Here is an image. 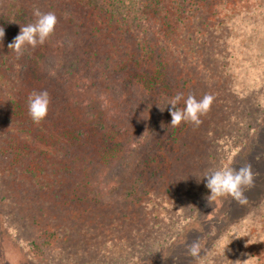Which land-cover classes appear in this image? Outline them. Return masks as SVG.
Listing matches in <instances>:
<instances>
[{
  "label": "trees",
  "instance_id": "trees-1",
  "mask_svg": "<svg viewBox=\"0 0 264 264\" xmlns=\"http://www.w3.org/2000/svg\"><path fill=\"white\" fill-rule=\"evenodd\" d=\"M36 9L55 31L17 58ZM0 27V219L36 264L157 252L264 115V51L233 44L254 28L264 45V0H0ZM44 90L36 124L27 100ZM177 93L214 97L198 127L170 126Z\"/></svg>",
  "mask_w": 264,
  "mask_h": 264
},
{
  "label": "rangeland",
  "instance_id": "rangeland-1",
  "mask_svg": "<svg viewBox=\"0 0 264 264\" xmlns=\"http://www.w3.org/2000/svg\"><path fill=\"white\" fill-rule=\"evenodd\" d=\"M237 31L238 27H235L234 33ZM255 31L254 28L245 30L242 35L246 51L242 43V48L233 43L236 56H247L255 47L264 51ZM260 120L225 167L251 165L254 180L252 186L244 190L247 203L240 204L228 197L209 204L205 197L210 192L205 189L200 203L189 212L175 238L157 252L132 264H235L237 260L264 264V256L257 259L243 248L249 242L264 241V115ZM9 231L0 219V264H36ZM193 241L199 244V258L188 254L187 245Z\"/></svg>",
  "mask_w": 264,
  "mask_h": 264
},
{
  "label": "clouds",
  "instance_id": "clouds-1",
  "mask_svg": "<svg viewBox=\"0 0 264 264\" xmlns=\"http://www.w3.org/2000/svg\"><path fill=\"white\" fill-rule=\"evenodd\" d=\"M36 20L27 25H20V32L14 40L8 44L9 50L15 53L17 58L24 54L26 47L35 49L38 45H43L46 40L54 33L57 24V17L53 12L41 13L39 9L34 11ZM5 31L0 27V41L3 40ZM183 100L184 107L177 105ZM214 97L205 94L201 99H197L194 94H189L186 98L183 93H177L168 105H171L169 112L171 115V127H178L182 122H188L198 127L201 123V117L206 115L213 104ZM50 104L49 93L44 90L40 92L33 91L27 100L28 115L31 120L39 124L48 113ZM161 109V108H160ZM164 109H161L163 111ZM202 178L206 179L205 187L210 194L205 197L209 204L221 198L231 197L240 204H246L247 199L244 196L245 188L251 187L254 175L250 164H244L239 168L220 167L207 172ZM188 254L194 258H199L200 247L196 241L187 245ZM235 264H248V260H237Z\"/></svg>",
  "mask_w": 264,
  "mask_h": 264
}]
</instances>
